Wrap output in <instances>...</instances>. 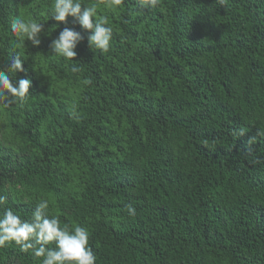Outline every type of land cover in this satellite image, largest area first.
Instances as JSON below:
<instances>
[{
    "label": "trees",
    "instance_id": "1",
    "mask_svg": "<svg viewBox=\"0 0 264 264\" xmlns=\"http://www.w3.org/2000/svg\"><path fill=\"white\" fill-rule=\"evenodd\" d=\"M81 3L107 17L108 53L54 0H0V69L20 55L10 79L31 81L0 104V215L30 221L47 200L95 264H264V0ZM16 17L43 25L38 46ZM64 28L82 37L73 61L50 48ZM41 262L0 247V264Z\"/></svg>",
    "mask_w": 264,
    "mask_h": 264
},
{
    "label": "clouds",
    "instance_id": "2",
    "mask_svg": "<svg viewBox=\"0 0 264 264\" xmlns=\"http://www.w3.org/2000/svg\"><path fill=\"white\" fill-rule=\"evenodd\" d=\"M110 2L119 6L122 0ZM218 2L223 6L227 0ZM159 3L160 0H140L141 8H156ZM82 5L81 0H54L51 17L58 22H65L67 17L75 18L82 29L90 32L89 48L108 53L112 47L113 30L106 26L107 17L95 19L96 7L83 5L82 8ZM11 31L21 41L28 40L33 46H38V36L43 31V25L34 20L16 17L11 21ZM81 39L79 32L64 28L57 38L51 40L50 48L55 56L73 61L76 56L74 49ZM22 64L21 56L13 55L10 65L6 69H0V104L23 103L28 97L31 81L19 79L14 85L9 76L10 73L23 71ZM70 70L77 73L80 69L73 64ZM6 199L5 196H0V205H3ZM125 208L129 216L136 215L133 205L126 204ZM47 209L48 201L42 200L35 207L31 220L27 221L22 220L12 208H5L0 215V247H4L8 242H15L22 251L32 250L35 257L42 258L41 264H95L97 257L89 246L88 230L79 225L71 230L67 225L62 227L57 217H48ZM51 242H55V248L47 247Z\"/></svg>",
    "mask_w": 264,
    "mask_h": 264
}]
</instances>
